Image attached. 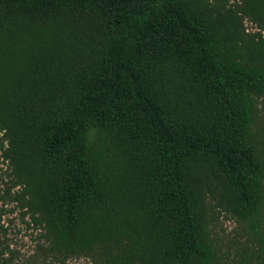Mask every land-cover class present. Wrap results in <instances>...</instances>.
Returning <instances> with one entry per match:
<instances>
[{
  "label": "trees",
  "instance_id": "16d2710c",
  "mask_svg": "<svg viewBox=\"0 0 264 264\" xmlns=\"http://www.w3.org/2000/svg\"><path fill=\"white\" fill-rule=\"evenodd\" d=\"M260 101L264 0H0V200L43 258L264 264Z\"/></svg>",
  "mask_w": 264,
  "mask_h": 264
},
{
  "label": "rangeland",
  "instance_id": "374dc122",
  "mask_svg": "<svg viewBox=\"0 0 264 264\" xmlns=\"http://www.w3.org/2000/svg\"><path fill=\"white\" fill-rule=\"evenodd\" d=\"M246 27L248 31H254L251 24L246 23ZM259 109L257 128L264 129V102H259ZM7 173V163L0 160V196L4 193L5 183L9 181ZM0 217L1 225L6 230L5 233L0 231V241L8 248L0 258V264L2 260H8L6 264H59L50 258L36 255L38 231L32 225L28 227V217L22 220L21 210L16 204L0 200ZM212 229L221 249L233 252L234 243L239 240L240 233L236 223L229 217L218 215ZM64 264L92 263L86 258H73Z\"/></svg>",
  "mask_w": 264,
  "mask_h": 264
}]
</instances>
